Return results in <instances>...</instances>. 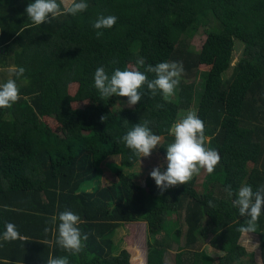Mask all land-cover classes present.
Returning <instances> with one entry per match:
<instances>
[{"label": "trees", "instance_id": "16d2710c", "mask_svg": "<svg viewBox=\"0 0 264 264\" xmlns=\"http://www.w3.org/2000/svg\"><path fill=\"white\" fill-rule=\"evenodd\" d=\"M34 2L0 0V84L16 79L20 90L12 108L0 109V264H47L49 257H67L69 264H131L126 249L113 253L112 236L123 224L141 222L148 230L146 264H168L171 253V264H251L238 231L248 218L232 202L242 185L253 191L264 186V0H84L88 8L76 16L29 27L26 8ZM101 15L118 19L97 38L93 23ZM200 28L217 39L196 94L200 54L186 41ZM237 44L241 52L232 65ZM161 62L183 65L175 104L159 91L152 97L145 85L142 100L129 108L126 97L103 100L94 87L99 67L109 77L116 68L132 67L151 80L155 74L147 66ZM11 67H23L24 77H10ZM180 110L204 122L210 137L205 146L221 157L202 188H169L161 195L150 173L141 185L118 170L117 181L87 190L109 158L127 169L138 163L123 142L128 131L149 121L160 135L179 120ZM164 139L160 151L166 156L174 138ZM66 210L80 216L81 234L88 235L78 255L44 232L50 217ZM171 214L175 221L165 217ZM7 223L27 239L3 241ZM252 234L259 237L264 264V209ZM206 244L225 254L207 252Z\"/></svg>", "mask_w": 264, "mask_h": 264}, {"label": "clouds", "instance_id": "9594fccd", "mask_svg": "<svg viewBox=\"0 0 264 264\" xmlns=\"http://www.w3.org/2000/svg\"><path fill=\"white\" fill-rule=\"evenodd\" d=\"M61 4L64 5L63 10H61ZM87 8L88 4L84 0H80V2L61 0L60 3L57 0H35L34 3L28 4L26 14L31 22L29 27H33L51 23L65 14L76 16L78 13L86 11ZM117 19L113 15L99 16L93 23L94 29L97 30L96 37H102L104 33L100 30L111 29ZM137 63L143 66L145 61L139 59ZM8 71L10 77L20 78L25 74L23 67H11ZM146 72L154 73L155 78L150 80L145 72L132 67L123 71L116 68L109 77L105 68L99 67L94 74V87L103 100L113 96L126 97L129 108H133L142 100L141 91L145 85L152 97H155L159 91L163 99L170 102V98L175 95V90L180 84V78L184 72L183 65L177 62H161L155 66L148 65ZM19 99L20 90L16 79L9 78L5 83L0 84V109L12 108ZM158 107H163V105H158ZM105 118L101 117V121L104 122ZM149 123V121H143L135 125L123 137L126 147L132 151L140 164L142 158L151 157L153 150L160 146L164 139L151 131L148 127ZM167 132L174 138V142L166 148V170L161 165L153 168L150 172L161 195L169 188L187 185L194 176L201 174V170L207 174H213L221 159L218 151L205 146L210 142V137L205 135L204 122L198 118L195 112L188 111L182 119L173 123ZM225 192L229 197L234 195L231 185L225 188ZM235 195L233 206L238 209L241 217L248 218L241 224L238 231L243 235L255 233L262 209H264V186L253 191L251 186L242 185ZM208 206L215 207L211 200L208 201ZM57 221H59L58 226ZM81 222L79 215L66 210L60 212L58 216L50 217L51 226L45 227L44 232L46 235L51 232L61 249L70 255H78L85 247L84 241L88 240V235L82 236L79 229ZM26 239L27 237L22 236L13 223L6 224V231L2 235L3 241L12 242ZM217 254L222 257L225 253L219 251ZM47 264H69V260L67 257H49Z\"/></svg>", "mask_w": 264, "mask_h": 264}, {"label": "rangeland", "instance_id": "374dc122", "mask_svg": "<svg viewBox=\"0 0 264 264\" xmlns=\"http://www.w3.org/2000/svg\"><path fill=\"white\" fill-rule=\"evenodd\" d=\"M61 2V0H60ZM63 5V4H62ZM64 6V5H63ZM216 39L217 36L212 33L211 36L206 38L205 29L200 28L199 31L193 36V38L186 41L189 48H192L194 52H198L200 54V66H199V73H198V81H197V89L196 94L199 93L202 89V78L205 72L210 68L212 59L215 54L216 49ZM241 52V46L236 45L234 51V61L232 65L238 60ZM231 72V68L227 70L225 77H229ZM75 87L71 89V94L74 95ZM177 102V95L170 98V102L175 104ZM198 103V100H195V104ZM124 105L116 106V111L120 112ZM188 111V110H187ZM187 111L180 110L179 112V119H182L186 114ZM49 125L51 129H56L57 123L53 120L49 121ZM170 128V127H169ZM167 128V129H169ZM167 129L161 130L160 136L164 137L168 134ZM64 133V132H61ZM66 135V134H62ZM165 139H163L162 144L164 143ZM161 144V145H162ZM160 146H157L155 150H153L151 157L149 158H142V163L139 162L131 169L123 168L120 165V161L116 157L109 158L106 162H104L101 166L103 172L98 178V180L92 185H88L86 188L87 190H91L92 187L95 186H106L118 180L117 172L118 170H122L127 175H129L133 181L139 183L141 185H145V180L148 174L153 170V168L163 165L164 169L166 170L167 160L166 156L161 153ZM206 176L207 173L204 170H201V174L199 176H194L193 179L187 185H179L176 187H172L173 189L181 192L187 193L191 188L194 186H200L201 188L206 183ZM167 219L171 221H175L177 216L175 214L166 215ZM147 236L148 230L146 223H128L123 224L122 227L118 228L113 236L112 241L114 244L113 253L116 254L122 249H126L130 253V261L131 264H145L146 263V251H147ZM160 235H158L159 237ZM242 245L248 251L250 255V263L251 264H261V253H260V242L259 237L255 234H247L242 236ZM206 250L209 253H217L218 251L209 244H206ZM247 259V258H246ZM245 259V263H248V260ZM173 260V253L166 256V261L168 264H171Z\"/></svg>", "mask_w": 264, "mask_h": 264}, {"label": "crops", "instance_id": "0c3cea01", "mask_svg": "<svg viewBox=\"0 0 264 264\" xmlns=\"http://www.w3.org/2000/svg\"><path fill=\"white\" fill-rule=\"evenodd\" d=\"M146 264V263H145Z\"/></svg>", "mask_w": 264, "mask_h": 264}]
</instances>
